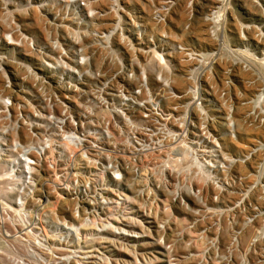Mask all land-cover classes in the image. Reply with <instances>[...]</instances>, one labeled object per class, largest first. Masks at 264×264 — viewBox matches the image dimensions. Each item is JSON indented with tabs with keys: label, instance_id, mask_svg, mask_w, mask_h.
I'll return each mask as SVG.
<instances>
[{
	"label": "rangeland",
	"instance_id": "obj_1",
	"mask_svg": "<svg viewBox=\"0 0 264 264\" xmlns=\"http://www.w3.org/2000/svg\"><path fill=\"white\" fill-rule=\"evenodd\" d=\"M165 1L106 0L91 4L105 14L89 19L85 10L66 7L70 0H0V264H18L15 259L25 254L14 236L23 216L6 169L12 145L29 140L24 115L40 105V52L54 59L59 44L84 47L96 66L134 59L146 65L151 80L166 66L173 91L183 96L167 107L183 106L178 110L187 113L190 142L203 126L217 141L214 168L172 169L179 179L170 186L184 203L173 205L165 241L171 252L160 245L95 249L100 260L91 264H136L139 252L153 250L157 257L150 264H172V258L175 264H264V4L170 0L175 5L165 23L155 24L153 11ZM93 31L111 33L110 47L101 49ZM149 36L156 45L151 52ZM177 45L198 54V62L185 63ZM195 97L202 99V113ZM211 141H204L207 150ZM74 248L57 249L64 259L59 264H84Z\"/></svg>",
	"mask_w": 264,
	"mask_h": 264
},
{
	"label": "built area",
	"instance_id": "obj_2",
	"mask_svg": "<svg viewBox=\"0 0 264 264\" xmlns=\"http://www.w3.org/2000/svg\"><path fill=\"white\" fill-rule=\"evenodd\" d=\"M105 1L70 0L65 6L85 10L91 19L105 14L91 4ZM174 5L162 3L153 11V22L164 24ZM92 36L101 49L110 47L111 33L93 31ZM145 39L147 52L156 49L152 36ZM28 46L36 52L31 41ZM174 48L185 63L198 62V54L181 45ZM56 49L54 59L40 52V105L24 115L29 140L12 145L6 169L16 210L23 216L14 236L25 254L15 263L59 264L64 259L57 249L71 247L160 245L171 252L165 241L173 205L184 203L170 186L179 179L172 169L214 168L216 138L203 126L190 142L187 113L178 110L183 106L167 107L168 100L181 103L183 96L173 91L166 66L151 80L146 65L134 59L96 66L80 45L69 50L59 44ZM195 72L199 74L197 68ZM194 100L200 111L202 99ZM210 138L207 150L204 141ZM77 251H72L76 258ZM152 252H139L136 264L153 263L157 251ZM98 254L94 252L96 261Z\"/></svg>",
	"mask_w": 264,
	"mask_h": 264
},
{
	"label": "bare ground",
	"instance_id": "obj_3",
	"mask_svg": "<svg viewBox=\"0 0 264 264\" xmlns=\"http://www.w3.org/2000/svg\"><path fill=\"white\" fill-rule=\"evenodd\" d=\"M212 2H217V0H211ZM242 1H244V2H249L250 4H253V3H256V5L258 6V7H261L262 8V3L264 4V0H242ZM260 2H262V3H260ZM228 5V4H227ZM220 12H222V10L220 11ZM263 13H264V11H263ZM248 15V14H247ZM221 36V35H220ZM219 49V48H218ZM218 52V51H217ZM216 57V56H215ZM214 61V60H213ZM195 76V75H194ZM198 79H199V77H198ZM256 199V198H255ZM256 200H258V199H256ZM255 200V201H256ZM259 201V200H258ZM257 203H259L260 204V202H257ZM6 236H8L9 237V235H6ZM107 252H110V251H108V247H106V249H105ZM94 252H95V249H93L92 247H90V248H80L78 251H77V253H79V256L77 257V258H79L80 259V261H88L87 262V264H91V263H97V261H96V257H95V255H94Z\"/></svg>",
	"mask_w": 264,
	"mask_h": 264
}]
</instances>
